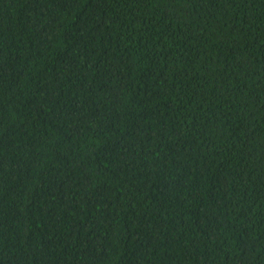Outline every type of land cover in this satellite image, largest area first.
<instances>
[{
  "label": "trees",
  "instance_id": "16d2710c",
  "mask_svg": "<svg viewBox=\"0 0 264 264\" xmlns=\"http://www.w3.org/2000/svg\"><path fill=\"white\" fill-rule=\"evenodd\" d=\"M0 264H264V0H0Z\"/></svg>",
  "mask_w": 264,
  "mask_h": 264
}]
</instances>
